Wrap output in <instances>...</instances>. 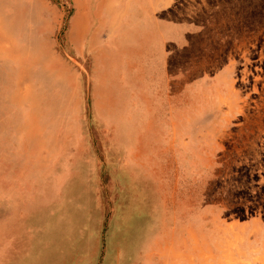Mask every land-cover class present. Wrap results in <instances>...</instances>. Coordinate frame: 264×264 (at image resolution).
<instances>
[{
    "label": "rangeland",
    "instance_id": "obj_1",
    "mask_svg": "<svg viewBox=\"0 0 264 264\" xmlns=\"http://www.w3.org/2000/svg\"><path fill=\"white\" fill-rule=\"evenodd\" d=\"M55 256L264 264V0H0V264Z\"/></svg>",
    "mask_w": 264,
    "mask_h": 264
},
{
    "label": "crops",
    "instance_id": "obj_2",
    "mask_svg": "<svg viewBox=\"0 0 264 264\" xmlns=\"http://www.w3.org/2000/svg\"><path fill=\"white\" fill-rule=\"evenodd\" d=\"M53 250L52 253H54V251L56 250V248H60L57 244L55 243H52L51 242V245H50ZM49 246V247H50ZM50 258V256H48ZM68 257H62V256H55L54 260L53 261H45L44 264H94L92 263L90 260H83L81 258L77 259V258H68ZM45 259H48V258H45ZM38 263V262H37Z\"/></svg>",
    "mask_w": 264,
    "mask_h": 264
}]
</instances>
